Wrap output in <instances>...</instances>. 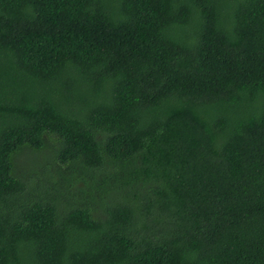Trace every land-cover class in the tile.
I'll list each match as a JSON object with an SVG mask.
<instances>
[{
    "label": "trees",
    "instance_id": "obj_1",
    "mask_svg": "<svg viewBox=\"0 0 264 264\" xmlns=\"http://www.w3.org/2000/svg\"><path fill=\"white\" fill-rule=\"evenodd\" d=\"M0 264H264V0H0Z\"/></svg>",
    "mask_w": 264,
    "mask_h": 264
},
{
    "label": "rangeland",
    "instance_id": "obj_2",
    "mask_svg": "<svg viewBox=\"0 0 264 264\" xmlns=\"http://www.w3.org/2000/svg\"><path fill=\"white\" fill-rule=\"evenodd\" d=\"M49 156H51V154H48ZM22 159H24V157L23 156H20V159L18 160V161H22ZM42 159V158H41ZM40 159V160H41Z\"/></svg>",
    "mask_w": 264,
    "mask_h": 264
}]
</instances>
